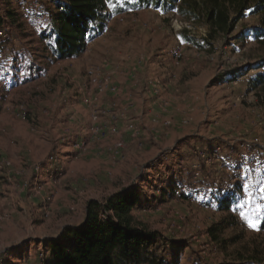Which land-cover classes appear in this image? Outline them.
I'll use <instances>...</instances> for the list:
<instances>
[{
	"label": "rangeland",
	"instance_id": "374dc122",
	"mask_svg": "<svg viewBox=\"0 0 264 264\" xmlns=\"http://www.w3.org/2000/svg\"><path fill=\"white\" fill-rule=\"evenodd\" d=\"M218 1V32L202 14L123 3L80 57L33 69L28 39H4L0 264H43L44 241L83 223L90 200L132 187L159 254L183 243L179 264H264V2ZM233 191L223 208L216 196Z\"/></svg>",
	"mask_w": 264,
	"mask_h": 264
},
{
	"label": "trees",
	"instance_id": "16d2710c",
	"mask_svg": "<svg viewBox=\"0 0 264 264\" xmlns=\"http://www.w3.org/2000/svg\"><path fill=\"white\" fill-rule=\"evenodd\" d=\"M122 1L37 0L35 4L38 8L35 10L25 8L23 0H0V25L12 27L9 39H28L33 54L30 60L23 54V61L29 64V69L34 68L38 58L45 59L47 65L57 60L80 57L89 41L103 31L106 20L124 10L123 3L132 9L154 7L165 12L176 9L182 14H202L214 32L230 28V17L218 0H204L203 5L198 0ZM260 7L263 9L264 4ZM39 17L44 20L38 28L32 29L35 25L32 22ZM4 43L6 40L0 39V48ZM44 67L37 64V69ZM257 81L263 82L262 79ZM180 181V178L171 179L163 191L174 197L177 189L182 188ZM237 189L240 190L241 185L237 184L234 190ZM235 191L223 197L216 196L223 208H230L239 201L240 194ZM143 194L141 187H132L116 192L105 204L90 200L83 223L66 227L58 238L44 241L49 256L42 260L43 264H179L178 250L184 248L183 243L163 249L159 254V234L136 225L133 211L141 205ZM180 197L188 196L186 192H181ZM260 226L264 229V219ZM238 264L263 263L251 260L239 261Z\"/></svg>",
	"mask_w": 264,
	"mask_h": 264
},
{
	"label": "built area",
	"instance_id": "2783aa9c",
	"mask_svg": "<svg viewBox=\"0 0 264 264\" xmlns=\"http://www.w3.org/2000/svg\"><path fill=\"white\" fill-rule=\"evenodd\" d=\"M4 26L3 25H0V38H3V39H9V34L8 32L6 31H3V28ZM113 90H115V87L112 88ZM121 146V144H119Z\"/></svg>",
	"mask_w": 264,
	"mask_h": 264
},
{
	"label": "snow or ice",
	"instance_id": "6c2138e0",
	"mask_svg": "<svg viewBox=\"0 0 264 264\" xmlns=\"http://www.w3.org/2000/svg\"><path fill=\"white\" fill-rule=\"evenodd\" d=\"M249 226L256 229L257 228V223L253 221H249Z\"/></svg>",
	"mask_w": 264,
	"mask_h": 264
}]
</instances>
